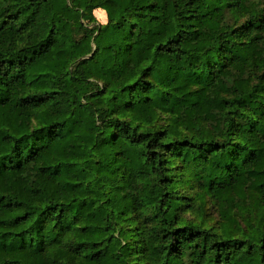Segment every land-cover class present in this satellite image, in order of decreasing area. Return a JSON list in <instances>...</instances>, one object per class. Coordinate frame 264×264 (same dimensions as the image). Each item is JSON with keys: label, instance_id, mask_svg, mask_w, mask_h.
<instances>
[{"label": "trees", "instance_id": "trees-1", "mask_svg": "<svg viewBox=\"0 0 264 264\" xmlns=\"http://www.w3.org/2000/svg\"><path fill=\"white\" fill-rule=\"evenodd\" d=\"M0 264H264V0H0Z\"/></svg>", "mask_w": 264, "mask_h": 264}, {"label": "rangeland", "instance_id": "rangeland-1", "mask_svg": "<svg viewBox=\"0 0 264 264\" xmlns=\"http://www.w3.org/2000/svg\"><path fill=\"white\" fill-rule=\"evenodd\" d=\"M95 14L101 23L106 22L107 16L104 10L98 9L96 10Z\"/></svg>", "mask_w": 264, "mask_h": 264}]
</instances>
